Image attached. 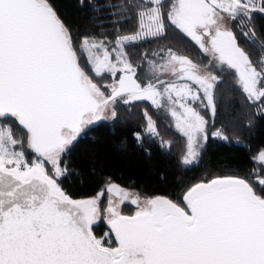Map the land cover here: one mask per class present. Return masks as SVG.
<instances>
[{"label":"snow or ice","instance_id":"1","mask_svg":"<svg viewBox=\"0 0 264 264\" xmlns=\"http://www.w3.org/2000/svg\"><path fill=\"white\" fill-rule=\"evenodd\" d=\"M122 7L135 12L133 33L118 35L114 46L107 37L88 36L77 45L50 0H0V264H264V149L253 157L261 171L251 180L196 183L180 203L107 185L105 235L114 236L115 246L93 233L105 190L73 199L61 187L65 153L88 126L114 120L117 101L165 108L186 138L181 162L199 157L209 121L193 105L215 116L219 77L202 75L198 64L168 49L162 65L149 62L151 78L142 84L125 52L170 27L210 55L209 63L234 70L240 91L264 114V54L258 69L225 23L227 17L249 26L241 34L254 37L251 20L264 15V0H126ZM162 71L174 79H160ZM105 76L110 83L96 82ZM144 116L147 132L158 135L146 110ZM212 136L228 140L219 129ZM125 200L136 206L131 215L118 209Z\"/></svg>","mask_w":264,"mask_h":264},{"label":"trees","instance_id":"2","mask_svg":"<svg viewBox=\"0 0 264 264\" xmlns=\"http://www.w3.org/2000/svg\"><path fill=\"white\" fill-rule=\"evenodd\" d=\"M50 3L71 30L77 45L81 37L88 36L107 37L114 46L118 35L131 34L137 27L135 12L132 9L124 12L122 6L126 0H83V4L81 0H50ZM230 27L239 46L259 69L264 54V15L255 13L252 17L250 27L255 31L254 37L251 33L248 37L241 34L249 31V26L241 28L230 22ZM168 49L191 58L219 77L214 89L215 116L199 104L193 105L209 121V139L199 157L191 164L181 162L186 154V138L177 131L165 108L156 109L150 101L123 104L114 120H102L88 126L65 153L62 166H67L68 174L59 182L68 195L94 197L102 189L106 193L107 185L116 184L133 188L141 197L166 196L180 203L184 193L196 183L223 176L251 180L254 170L261 171L253 157L264 148V114L259 111L260 103L250 104L240 91L234 70L222 71L209 63L211 56L174 27L161 38L142 39L125 46L142 84L151 78L150 59L166 58ZM81 59L84 61V57ZM82 66L92 75L86 62ZM144 73H147L146 77ZM110 81L109 76L96 80L100 84ZM145 110L155 121L158 135L147 132ZM217 129L228 137L227 141L212 136ZM12 130L16 137L22 136L16 125H12ZM137 133L141 136L139 141ZM28 158H32L30 153ZM129 206L125 212L132 214L135 207ZM93 230L96 236L104 235L108 230L105 220L100 219ZM112 245H115L114 239Z\"/></svg>","mask_w":264,"mask_h":264},{"label":"rangeland","instance_id":"3","mask_svg":"<svg viewBox=\"0 0 264 264\" xmlns=\"http://www.w3.org/2000/svg\"><path fill=\"white\" fill-rule=\"evenodd\" d=\"M225 23H226V25L227 26H229L230 27V21H228L227 20V17H225ZM176 54V53H175ZM177 55H179V54H177ZM179 56H182V55H179ZM186 57V56H185ZM159 57L157 56L156 58H152V59H150V61L151 62H153V64L154 65H156V66H159V65H162L163 64V61H164V59L165 58H159ZM188 59H190V60H192L191 58H189V57H187ZM193 61V60H192ZM194 62V61H193ZM195 63V62H194ZM196 64H198V63H196ZM199 65V64H198ZM133 66L137 69V67L133 64ZM200 66V69H201V74L202 75H205V74H211V72L208 70V69H206V68H204V67H202L201 65H199ZM144 70V72H145V68H143ZM147 70H148V68H147ZM138 74H139V72H138V69H137V78H138V80H139V77H138ZM119 75V74H118ZM146 75H147V73H144V76L146 77ZM159 75H160V78H162V79H165V80H170V79H174V77H172V75H171V73L170 72H168V71H162V72H159ZM140 81V80H139ZM111 82V81H110ZM110 82H106V83H110ZM98 84H100V83H98ZM102 85V84H101ZM120 105H123V103L122 102H120V101H117V103H116V105H115V108H116V111H117V114H118V110H119V106ZM107 120H110V119H107ZM262 149H264V148H262ZM258 154V153H257ZM257 156V155H256ZM122 189H124V190H126V191H128V192H130V193H133V194H138L137 192H136V190H134L133 188H129V187H124V188H122ZM107 192V191H106ZM115 197H117V196H115ZM114 196H112L111 198H115ZM143 198V197H142ZM119 198L117 197L116 198V200L114 201V202H116L117 200H118ZM108 200H109V195L106 193L105 195H103V197L101 198V201H100V209H101V214H100V216H99V219H98V221L100 220V219H103V220H107V213L105 212V209L108 207ZM129 204L130 205H132L133 207H135V209H134V211H133V213L135 212V210H136V206L135 205H133V204H131V202H130V200H125L123 203H120V204H118L117 206H118V209L123 213V214H128L127 212H125V208L126 207H131V206H129ZM132 213V214H133ZM106 233H109V229L104 233V235H102V236H97V238H102V239H105L106 240V242L109 240V239H111V242H112V240L114 239V237L113 236H111L110 234H109V236H106L105 234ZM112 246H115V245H112Z\"/></svg>","mask_w":264,"mask_h":264},{"label":"water","instance_id":"4","mask_svg":"<svg viewBox=\"0 0 264 264\" xmlns=\"http://www.w3.org/2000/svg\"><path fill=\"white\" fill-rule=\"evenodd\" d=\"M86 129H87V128H86ZM86 129H85V130H86ZM85 130H84V131H85ZM84 131H83V132H84ZM223 177H226V176H223ZM223 177H216V178H223ZM213 179H215V178H213ZM203 182H204V181H203ZM206 182H208V181H206ZM199 183H200V182H199ZM115 185H116V184H115ZM117 186H118V185H117ZM119 188H122V187L119 186ZM99 192H100V191H99ZM104 194H105V192H104ZM71 197H72V196H71ZM164 197H166V196H164ZM72 198H73V199H86V198H91V197H82V198H74V197H72ZM167 198H168V197H167ZM168 199H169V198H168ZM125 215H131V214H125ZM98 219H99V217H98ZM98 219H97V221L95 222V224L98 222ZM105 223H106L107 228L109 229V226H108V224H107V220L105 221ZM95 224H94V225H95ZM94 225H93V226H94ZM93 233H94V230H93ZM94 235H96V234L94 233ZM113 237H114V236H113Z\"/></svg>","mask_w":264,"mask_h":264},{"label":"flooded vegetation","instance_id":"5","mask_svg":"<svg viewBox=\"0 0 264 264\" xmlns=\"http://www.w3.org/2000/svg\"><path fill=\"white\" fill-rule=\"evenodd\" d=\"M106 193H107V192H106ZM106 193H105V194H106ZM105 194H104V195H105ZM107 194H108V193H107ZM108 195H109V194H108ZM113 196L115 197L116 195H113ZM116 198H117V197H115V198H112V199H113V201H115V200H116ZM100 201H101V200H100Z\"/></svg>","mask_w":264,"mask_h":264}]
</instances>
